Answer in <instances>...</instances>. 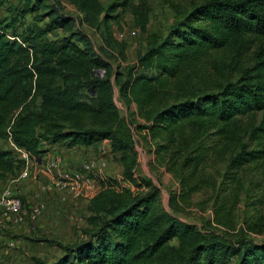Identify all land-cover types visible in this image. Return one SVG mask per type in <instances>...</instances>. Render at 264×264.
<instances>
[{"label": "trees", "instance_id": "obj_1", "mask_svg": "<svg viewBox=\"0 0 264 264\" xmlns=\"http://www.w3.org/2000/svg\"><path fill=\"white\" fill-rule=\"evenodd\" d=\"M29 0L28 12L43 10L42 34L62 31L60 40H19L0 20V140L11 139L31 159L45 145L95 147L108 141L118 154L122 181L99 179L87 202L84 239L59 245L52 262L33 256L32 264H264V242L202 232L167 212L159 189L136 174L138 155L130 125L120 115L118 96L134 104L144 123L137 131L157 166L177 180L176 199L189 203L194 193L212 191L215 221L227 225L239 202L241 173H264V0H199L165 35L146 29L144 2L115 0ZM68 1L94 31L104 27L107 47L125 59L112 23L129 12L145 35V48L124 72L95 51L89 36L73 28L64 12ZM2 0H0V4ZM234 55L233 75L209 86L187 89L193 77L207 75L215 52ZM39 98V112L30 107ZM23 162L0 149V182L15 176ZM177 241L176 246L172 245Z\"/></svg>", "mask_w": 264, "mask_h": 264}, {"label": "rangeland", "instance_id": "obj_2", "mask_svg": "<svg viewBox=\"0 0 264 264\" xmlns=\"http://www.w3.org/2000/svg\"><path fill=\"white\" fill-rule=\"evenodd\" d=\"M27 1L29 0H2L0 4V20L3 19L5 23L12 26L9 32L18 37L19 40L31 37L33 34L39 35L48 23L47 19H43V10L35 13L28 12L25 4ZM100 1L106 7L115 0ZM134 1L136 3L144 2L150 9L147 31L165 35L168 28L180 20L199 0ZM44 3L50 4V0H45ZM63 4L64 12L74 19L73 28L84 31L91 39L95 51L108 60L115 70L124 72L135 64L137 53L143 45L145 35L140 30L136 37L131 38L127 35L135 26L131 13H123L120 10L114 12V15L119 14V16L112 23L113 35L116 39H118V35H122L123 39L118 41L126 43L125 59H122L117 49L107 47L103 26L99 31L92 30L82 22V14L68 1H64ZM64 35L60 30H56L54 33H41L38 41L60 40ZM211 58V66L207 75L193 77L185 85V88L195 89L205 85L209 86L214 82L225 81L233 75L235 70L232 68L231 62L234 55L230 50L215 52ZM114 97L120 115L126 119L133 133L135 151L138 155L136 174L148 179L159 189L160 204L167 212L181 221L196 225L202 232L221 234L228 237L232 242L238 239L252 243L264 242V173L262 170L248 168L241 173L243 186L239 202L228 215L230 222L227 225L219 224L215 221L214 211L217 205L212 191L204 189L194 193L189 203H181L176 199V195L180 191L177 180L163 167L156 165L149 145L136 129L138 123H144L136 112V106L134 104L126 105L121 101L116 87ZM39 102V98L32 102L30 109L34 113L39 112ZM74 153L80 157V161L77 162V166H70V168L66 166L63 155L59 154L62 158L61 164L66 169H76L84 162L97 164L101 159H105L106 165L95 168L89 172V175L98 181L107 177L128 185L122 181V165L118 154L107 151L103 146L92 149L89 153L85 150H75ZM19 173L9 177L3 186L9 185L15 193L22 197L23 214L22 220L12 227H3L0 224V256L3 257L9 253L14 255L13 260L0 261V264H30L31 256L39 257L50 263L60 255L59 245L74 244L84 239L82 230L86 227L88 215L86 206L90 198L72 199L71 202L67 203V206L53 201L52 206L50 202L45 200V197L48 196V201H51L52 192L45 190L46 195L42 194L48 178L40 175L39 168L30 167L28 176L17 180ZM42 202L44 206L42 214L36 219H32L30 212L33 205ZM6 239L15 241V246L8 248L7 243L9 241ZM176 244L177 241L173 240L172 245L176 246ZM23 245L24 253L21 252ZM17 250L20 251L18 254H16ZM234 262L235 258L231 259L228 264H234Z\"/></svg>", "mask_w": 264, "mask_h": 264}, {"label": "built area", "instance_id": "obj_3", "mask_svg": "<svg viewBox=\"0 0 264 264\" xmlns=\"http://www.w3.org/2000/svg\"><path fill=\"white\" fill-rule=\"evenodd\" d=\"M138 34L139 28L135 26L127 33V35L131 38L136 37ZM122 39L123 36L118 35L117 40ZM18 149L28 156L22 148L18 147ZM61 163L62 158L60 155L46 158L39 163V170L41 172L40 175L48 178L44 191L48 190L49 192H53L54 190H59L62 191L64 195L74 200L82 197L91 198L98 192L99 182L96 178L90 176L89 172L95 170V168H98L99 166H105V159H101V161L97 164L94 162H84L76 169H66ZM28 174V167L25 166L20 171L17 180L20 178H26ZM0 207L4 211V214L9 218H12L14 221L20 222L22 220L23 200L18 196L11 195L9 189L2 193L0 197ZM43 208L44 206L42 203L33 205L30 212L31 218L36 219L40 216L43 212ZM14 246L15 243L12 241L7 243L8 248H12Z\"/></svg>", "mask_w": 264, "mask_h": 264}, {"label": "crops", "instance_id": "obj_4", "mask_svg": "<svg viewBox=\"0 0 264 264\" xmlns=\"http://www.w3.org/2000/svg\"><path fill=\"white\" fill-rule=\"evenodd\" d=\"M114 37H115V35H114ZM142 44L143 45L140 48V51H143L144 48H145V39H144ZM100 146H103V147L106 148L107 151H110V145H109L108 141H103L102 143L98 144L95 147L69 146L66 141H59V142H56V143H53V144L45 145V149H47V150L40 158L30 159L29 156L25 155L22 151H20L18 149V147L14 144V142L11 139L8 138V139L0 140V149H2L4 151H10L12 153L13 158L15 160H19V161L23 162V166L21 167V169L18 172H20L25 166L28 167L29 170H30V167H32V166H34L35 168H39V163L42 160H45L46 158H50L52 156L59 155V154L63 155V158L65 159V163H66L67 167H69V168H70V166L74 167V166H77L78 165L77 162L80 161V157H77L75 155V153H74L75 150H79V151H84L85 150L86 152L89 153L92 149L99 148ZM7 179L2 181V182H0V197H1L2 193L5 190L9 189L11 195L18 196V197H20L22 199V197L20 195H18L17 193H15L14 189L12 187H9V185L5 186L6 188L3 187L5 185V182L7 181ZM42 194L46 195V192L44 191ZM52 194L53 195L50 198L51 201H48V196L45 197V200L47 202H50L52 206H53V203H52L53 201L56 202L57 204H60V205H63V206H67V203L71 202V200H72L70 197L64 195L63 192L59 191V190H54L52 192ZM42 204H43V202H42ZM0 224L3 227H5V226H11L12 227L13 225L18 224V222L14 221L12 218H9L8 216H6L4 214V211L2 210V208L0 207ZM6 240H8L9 242L12 241L11 239H6ZM12 242L15 243V241H12ZM24 250H25V248H24V245H23L22 249H21V252L24 253ZM16 252H17L16 254H18L20 251L17 250ZM13 256L14 255L12 253L6 254L3 257L0 256V261L1 262L11 261ZM32 257L33 256H31V259H32ZM32 263L33 262L31 260L30 264H32Z\"/></svg>", "mask_w": 264, "mask_h": 264}]
</instances>
